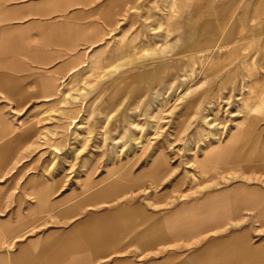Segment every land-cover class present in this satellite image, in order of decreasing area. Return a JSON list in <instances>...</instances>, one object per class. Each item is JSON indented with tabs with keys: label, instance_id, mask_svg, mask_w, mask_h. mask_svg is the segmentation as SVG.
<instances>
[{
	"label": "rangeland",
	"instance_id": "374dc122",
	"mask_svg": "<svg viewBox=\"0 0 264 264\" xmlns=\"http://www.w3.org/2000/svg\"><path fill=\"white\" fill-rule=\"evenodd\" d=\"M198 1L0 0L17 9L0 11V27H10L0 33V76L25 93L6 101L34 131L28 174L60 189L61 231L134 204L161 218L228 190L236 197L229 226L154 247L124 237L114 257L140 263L188 245L199 254L192 264H264V97L245 100L247 85L263 90V51L241 64L259 47L248 28L263 26V2L235 28L246 39L218 51L196 32L210 18L192 13ZM222 2L231 15L246 0ZM145 69L153 71L141 83Z\"/></svg>",
	"mask_w": 264,
	"mask_h": 264
},
{
	"label": "crops",
	"instance_id": "0c3cea01",
	"mask_svg": "<svg viewBox=\"0 0 264 264\" xmlns=\"http://www.w3.org/2000/svg\"><path fill=\"white\" fill-rule=\"evenodd\" d=\"M253 1L263 2V26L262 21H258L248 28L260 44L242 57L241 64L261 59L263 51L264 67V0H246L245 5L231 15L224 12L222 0H199L192 13H202L203 18L210 15L196 32L202 33L203 40L211 43L213 50L222 51L246 39L241 30L235 28L245 20V12ZM16 10L0 6L3 14L11 15ZM9 28L0 27V33L4 34ZM13 82L19 81L12 75L0 76V84L7 89L0 91V264H76L90 257L102 258L100 264H192L199 254L190 253L188 245L183 246L187 251L146 257L140 263L136 262L139 258L135 261L129 256H114L125 251L120 245L124 237L143 247H154L180 236H193L200 229L230 225L231 222L225 224L224 221L234 218L236 197L228 190H220L193 208H179V213L170 210L161 218L134 204L92 213L76 228L61 231L59 187L45 186L38 174H28L24 166L29 137L33 138L34 131L22 128L20 120L13 118L10 102L6 100L25 95L22 90L12 91ZM45 84V90L51 95L52 81ZM246 88V101L264 97V84L263 90L258 85ZM259 127H262L260 123L252 129ZM250 201L256 200L252 197ZM138 224L143 228L135 229Z\"/></svg>",
	"mask_w": 264,
	"mask_h": 264
},
{
	"label": "bare ground",
	"instance_id": "6f19581e",
	"mask_svg": "<svg viewBox=\"0 0 264 264\" xmlns=\"http://www.w3.org/2000/svg\"><path fill=\"white\" fill-rule=\"evenodd\" d=\"M171 5V4H170ZM172 6V5H171ZM161 45V44H160ZM143 48V47H142ZM158 50H159V52L161 53V52H163V47H162V45L161 46H159V48H158ZM213 50V49H212ZM154 68V67H153ZM163 69V68H162ZM119 69L118 68H115L114 69V72H117ZM158 70V69H157ZM152 69H145L144 70V72H141V73H139L138 75H137V77L140 79V82L142 83V82H144V81H146V82H149V79H148V77L147 76H149L151 73H152ZM163 73V72H162ZM161 74V73H160ZM153 78V77H152ZM151 78V79H152ZM209 120V119H208ZM216 135V134H215ZM221 135V134H220ZM212 138V137H211ZM221 138H222V136H221ZM214 140V139H213ZM220 139H218V141H219ZM222 140V139H221ZM220 140V141H221ZM217 141V142H218Z\"/></svg>",
	"mask_w": 264,
	"mask_h": 264
}]
</instances>
